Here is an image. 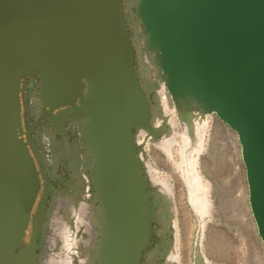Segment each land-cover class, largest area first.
<instances>
[{"label":"water","instance_id":"water-1","mask_svg":"<svg viewBox=\"0 0 264 264\" xmlns=\"http://www.w3.org/2000/svg\"><path fill=\"white\" fill-rule=\"evenodd\" d=\"M137 46L162 70L182 118L196 116L191 108L215 114L238 134L264 243V0H0V264H42L40 211L32 242L16 251L41 189L38 149L23 136L21 113L22 79L31 74L53 117L80 122L94 190L91 260L141 264L171 201L140 153L142 129L162 135L153 123L162 110L141 80Z\"/></svg>","mask_w":264,"mask_h":264},{"label":"bare ground","instance_id":"bare-ground-1","mask_svg":"<svg viewBox=\"0 0 264 264\" xmlns=\"http://www.w3.org/2000/svg\"><path fill=\"white\" fill-rule=\"evenodd\" d=\"M146 60L149 67H155L150 59L147 58ZM158 96L162 111L160 115L156 114L154 116V124L159 126L163 120H167V134L159 140L154 139L152 143V138L145 140L147 131L142 129L138 134V143L145 142L146 146L153 147L154 153L156 151L164 156V158H159V161L167 172L154 169L151 161L146 159L144 155L143 159L151 180L161 186V189L171 201L169 214L165 215L166 225L170 224L174 227V238L169 249L168 261L175 264H196L201 260L203 264H213L206 250L208 248L212 249V243H215L216 240L214 236H216L220 242L225 243H221L220 246L223 244L227 247V259L232 260L233 264H245L246 237L242 233L233 235L229 228L226 230L218 228L220 218L222 216L227 218L228 216L227 201L225 195L221 194L220 197L215 195L214 186L209 180V178H212V170L206 153L210 156L215 155L216 143L212 141L222 133V127L215 123L213 118H216L215 114L199 113L197 117L190 120L182 118L177 112L164 80L159 85ZM213 129H215L214 132ZM225 138L228 142L232 141L234 144V170L236 172L243 170L242 147L238 134L229 127ZM177 181L178 185L176 184ZM176 187L179 188V194L175 190ZM85 194V197L77 206L69 202L60 205L59 202V207H63L66 215L63 212H58L53 218L54 225L56 224L57 228L60 227L62 230L58 233H54V230H52L57 239L52 240L53 242L49 243L48 247L53 245L52 252L56 249L57 253L55 255L46 254L45 264L90 263L89 249L93 241L87 234H91L93 237L96 236L92 216L88 217L89 220L85 219L88 210L91 214V205L88 198L93 193L90 185H87ZM83 225H86V227L83 228ZM206 238L209 240L207 244L205 243ZM192 241H194V244ZM234 249L237 250L235 251L236 255H233L232 251Z\"/></svg>","mask_w":264,"mask_h":264},{"label":"flooded vegetation","instance_id":"flooded-vegetation-1","mask_svg":"<svg viewBox=\"0 0 264 264\" xmlns=\"http://www.w3.org/2000/svg\"><path fill=\"white\" fill-rule=\"evenodd\" d=\"M124 4L126 13H129L128 4L126 2H124ZM136 20H138V17L136 15V9L133 8V15L131 17V21H129L128 23V27L135 39L138 37V33L137 31H135V28H137V30H140V25L136 24ZM137 48L135 50L136 63L141 75V80L145 83L149 95L152 97H157L159 101L158 90L159 85L163 81L162 70L158 67H152L153 69L149 67V65L146 63V59H150L148 51L145 48H143V50ZM156 68L158 69L156 70ZM40 84L41 79L38 75L34 74L28 75L26 78H23L21 83L20 96L22 102L21 113L24 132L23 136L27 141H30L33 147L38 149L39 160H37V165L40 172L41 189L31 213V221L27 232L24 238L19 242L16 251L18 252L19 250L28 247L32 242L35 231L33 227V220L36 213L40 211L42 213L43 221L39 225V231L36 234L37 237L35 236V240L38 246L41 244V246H43L44 248V251L40 258H42V264H45L44 258L47 256L46 254H48L50 235L54 227L53 218L58 214V212L64 213L63 207L61 206V208L59 206L64 202L73 203L74 206H77L82 198L86 195L85 193L87 185H90L92 193L94 190L90 173L87 171V168L85 166V155L83 151V141L81 139L80 122H78L77 120H68V118L65 117H53L49 113L50 108H45L40 97ZM65 107L66 106H62L61 108L55 109V113H57L59 109H64ZM176 108L178 109L180 115H185L186 110L184 109L182 103H179ZM191 111L195 112V114L197 115V111L192 108ZM213 118L215 120V123L219 124L220 127H222V133H220L219 136L223 141L221 145L224 149V146L226 144L224 142V140H226L225 135L227 128L229 127L222 121H220L217 116V119L215 117ZM165 125L166 124L155 128L159 131H162L163 133L166 130ZM214 130L215 129H213V132ZM215 139L212 142H215ZM147 176L150 177L148 170ZM155 188L157 189V192L160 191L158 187L155 186ZM91 200L92 195L90 198H88V202L90 203V205ZM166 224L167 223L164 219L163 221H161L160 225H155V229L157 232L153 235V238L147 246V254L144 252L141 264H168V256L166 254L172 246L174 237L173 234L170 233V229H172V227L169 224ZM94 230L96 232L97 228L94 227ZM42 238L43 242H41ZM96 239L97 236L93 241V244L90 245L89 255L93 250ZM37 253L40 254L39 249H37ZM32 259L33 257L30 258V260ZM89 264H95L94 261L91 260V258Z\"/></svg>","mask_w":264,"mask_h":264},{"label":"rangeland","instance_id":"rangeland-1","mask_svg":"<svg viewBox=\"0 0 264 264\" xmlns=\"http://www.w3.org/2000/svg\"><path fill=\"white\" fill-rule=\"evenodd\" d=\"M177 112L178 114H180L178 109H177ZM197 115H198V111H197ZM197 115L195 117H197ZM164 124H167V120H163L161 125H164ZM161 125L157 126L154 124L155 127H160ZM165 134H167L166 130L162 133V135L159 138H157V140L162 138V136ZM147 139H151L152 143L154 142L153 137L149 133L146 134L145 140ZM215 142L217 144V149L216 148L214 149L215 155L210 156V154L206 153V155L208 156L210 160V163H211L210 168L212 170V174H211L212 178L211 179L209 178V180L214 186V191H215L216 196L220 197L221 194L225 195V198L227 201L226 204L228 208V216L227 218L223 216L220 218V221L218 223V228L220 230H226L227 228H229L230 232L233 235H239L240 233L245 235L246 242H247L246 244L247 252L244 256L245 264L246 263L247 264H264V245H263L264 243L261 237L259 236L257 225L253 217L252 210H251L250 203H249V188H248L245 166L243 170H240L237 172L234 170V167H233L234 144L232 143V141L227 142L224 140V142L226 143L224 146V149H223V146L221 145L223 141L221 140L220 136L215 139ZM140 153H141L142 158L144 155L146 159H149L151 161L152 167L154 169L156 168L160 172H167L166 169H163V166L161 165L159 161V158H162V157L164 158V156L162 154H159V152L157 153L156 151L154 153L153 147H148L146 146L145 142H142ZM143 161L145 162L144 159ZM176 184L178 185V181ZM154 185L159 188L160 193L163 195V197L168 198L167 194L161 189V186L159 184L154 183ZM175 190L177 194H179V188L176 187ZM63 214L66 215L65 211ZM90 215H91L90 210H88V213L85 216V219L89 220L88 217H90ZM85 227L86 225H83V228ZM171 227L172 229L174 228L173 225H171ZM52 230H54V233H58L62 229L60 227L57 228L55 224ZM87 236L91 238L92 241H94L97 234L95 237H93L91 234H87ZM55 239H57V237L56 235H53V232H52L50 235L49 243H52ZM214 239H216L215 243L217 245L215 243H212V246H213L212 249L208 248L206 250V252L208 253V257L212 261V263L213 264H233L232 260L226 258L227 257L226 254L228 253H227V247L223 245L225 243L220 242L219 238H217L216 236H214ZM208 241H209L208 238H206L205 243L207 244ZM192 242L194 244V241ZM221 243H223L222 246H220ZM52 248H54L53 245L49 247L48 254L55 255L57 253V250L55 249L52 252ZM235 251L237 250L234 249L232 251L233 255H236Z\"/></svg>","mask_w":264,"mask_h":264}]
</instances>
